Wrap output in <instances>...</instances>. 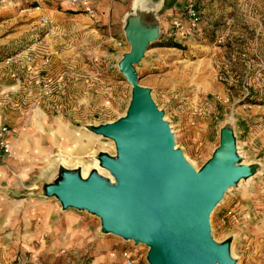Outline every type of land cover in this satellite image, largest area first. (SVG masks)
Returning <instances> with one entry per match:
<instances>
[{"label":"rangeland","instance_id":"rangeland-1","mask_svg":"<svg viewBox=\"0 0 264 264\" xmlns=\"http://www.w3.org/2000/svg\"><path fill=\"white\" fill-rule=\"evenodd\" d=\"M6 3L0 1V12L7 8ZM194 4L200 12L202 36L196 39L199 48L190 47V88L177 91L182 92L183 106L171 107L169 100L166 108L160 106L159 110L164 113V121L172 131L175 148L196 171L218 146L220 131L227 125H234L239 164L249 166L252 174L227 190L211 212L210 235L217 244L229 243L230 256L235 264H264V154L261 153L264 150V0H202L200 6ZM245 98L247 101L243 102ZM124 113L125 110L82 114L80 123H75L79 128H74L73 124L70 129L88 134L90 126L114 122ZM73 116L80 114H66L67 121H64L72 124ZM237 119L241 122L236 121L238 129L235 127ZM19 124V128H14L9 158L14 156V146L20 137L42 136L43 140L39 148L32 144L19 149L23 161L18 164L27 168L19 169L17 187L14 183L16 177L6 178L8 186L13 179V188L17 192L13 198L8 192L3 193L5 198L0 207V218L6 222L12 215L13 220L8 225L0 224V237L10 233L18 241L11 264H73L78 257L68 253V246H57L54 252L43 253L42 239L48 240L45 233L39 239L31 240L34 247H29L24 238L28 220L31 216L37 220V214L42 212V208H34L33 204L37 200L50 201L62 211L58 200L47 196L44 187L61 178L62 169L79 174L83 168H87L88 174L97 172L90 167L94 156L114 157V144L109 139L95 137L98 140L91 146L94 156H70L64 150L65 140L56 144L50 142L48 137L53 128H31L25 113ZM252 132L259 136L257 151L242 145ZM259 146L263 148L259 150ZM102 176L109 180L108 176ZM64 211L74 212L87 223L86 244L78 252L80 264H94L96 261L97 264H123L125 250L135 253L136 264H148V248L144 245L105 233L100 219L86 211L70 208ZM0 258L8 264L2 252Z\"/></svg>","mask_w":264,"mask_h":264},{"label":"crops","instance_id":"crops-1","mask_svg":"<svg viewBox=\"0 0 264 264\" xmlns=\"http://www.w3.org/2000/svg\"><path fill=\"white\" fill-rule=\"evenodd\" d=\"M0 1L7 2V8L0 12V121L8 126L11 144L14 128L20 127L24 113L31 128L51 127L54 131L60 123L67 131H75L70 128L73 124L79 128L75 123H80L82 114L126 110L131 89L123 80L118 63L130 50L125 29L132 20L137 27L158 32L157 40L148 46L135 66L139 84L150 91L158 108H166L169 100L171 107L184 105L182 92L177 91L190 88V47L199 48L195 43L202 32L199 25L190 31L181 16L188 4L200 6L202 0H142L137 11L133 8L135 0H91L86 4H72L70 0ZM42 18L46 19L45 24ZM178 23L180 28L174 26ZM166 43L176 47L163 45ZM66 114L80 116H73L72 124L68 125ZM236 121L240 122L235 120V125ZM231 128L234 130V125ZM51 133L48 138L52 144L62 139L67 147L66 138L52 139ZM257 137L250 133L242 145L257 151ZM80 139L89 148L98 140L83 133ZM42 140V136L20 137L19 145L14 146V156L0 160V207L4 192L10 198L17 192L13 179L8 186L6 178L16 177L17 187L19 169L27 168L18 164L23 161L19 149L32 144L39 148ZM75 141L79 142L74 139L72 143ZM262 148L259 146V150ZM35 206L42 208V212L37 214V220L32 216L28 220L24 238L29 247H34L31 240L45 233L48 240L42 239L43 253L54 252L57 246H68V253L78 257L73 264H80L78 252L89 233L85 220L74 212L61 211L50 201L37 200ZM12 220V215L6 222L1 217L0 224L8 225ZM15 238L10 233L0 237V252L7 257L8 264L15 258L18 242Z\"/></svg>","mask_w":264,"mask_h":264},{"label":"water","instance_id":"water-1","mask_svg":"<svg viewBox=\"0 0 264 264\" xmlns=\"http://www.w3.org/2000/svg\"><path fill=\"white\" fill-rule=\"evenodd\" d=\"M133 22L125 29L130 50L118 63L131 89L128 107L116 121L89 127L114 144V157L97 158L114 183L94 171L83 179L62 169L61 178L46 185L45 193L55 197L62 210L96 216L105 233L147 247L148 264H235L229 243L211 238L209 217L227 190L251 176V168L239 164L229 125L198 171L185 161L164 113L135 72L158 32Z\"/></svg>","mask_w":264,"mask_h":264},{"label":"built area","instance_id":"built-area-1","mask_svg":"<svg viewBox=\"0 0 264 264\" xmlns=\"http://www.w3.org/2000/svg\"><path fill=\"white\" fill-rule=\"evenodd\" d=\"M72 4L76 3H88L91 0H70ZM88 12H91L90 10H87ZM181 19L188 24L190 27V31L193 30L196 26L200 24L201 21V16L200 12L198 11L197 7L195 6L194 3H190L186 6L184 9ZM42 23H46V19L42 18ZM176 28H180V24H175L174 25ZM120 45V44H119ZM39 84L42 85L41 82ZM45 89V86H43ZM9 136V129L8 126L0 121V160L4 158H9L12 154V144L8 140ZM64 253V251L62 252ZM122 258H123V264H136L137 259L136 255L134 252L130 250H125L122 253ZM0 264H7L5 260L0 258Z\"/></svg>","mask_w":264,"mask_h":264},{"label":"bare ground","instance_id":"bare-ground-1","mask_svg":"<svg viewBox=\"0 0 264 264\" xmlns=\"http://www.w3.org/2000/svg\"><path fill=\"white\" fill-rule=\"evenodd\" d=\"M141 3H142V0H135L134 1L133 8L135 9V11H137V8ZM82 133L83 132L81 130H78V129L75 131L74 130H68L67 131L64 126H62L60 123H58L56 129L51 133V135H52L51 137H52V139H58L60 136L66 138L67 147H65L64 150L70 156H72V155H74V156L93 155L94 151L92 148H89L86 145L80 143V141H81L80 137H81ZM87 133L91 136L96 137V138H101L100 136L94 135L91 131H88ZM74 139H78L79 142L75 143V144L72 143V141ZM16 144L19 145V142H17ZM113 151H114V149H113ZM90 167L95 169L100 176H102V175L108 176L110 179V182L114 183V180L110 177L108 172L99 166V160L96 158V156H94V158L90 164ZM87 176H88L87 168H83L81 171V178L85 179V178H87ZM255 229L257 230L258 228L256 227ZM94 264H97V261L94 262Z\"/></svg>","mask_w":264,"mask_h":264},{"label":"trees","instance_id":"trees-1","mask_svg":"<svg viewBox=\"0 0 264 264\" xmlns=\"http://www.w3.org/2000/svg\"><path fill=\"white\" fill-rule=\"evenodd\" d=\"M163 45H166L167 47H176V46H172L173 44H163ZM165 46V47H166ZM247 101L246 98L243 100V102ZM247 103V102H246Z\"/></svg>","mask_w":264,"mask_h":264}]
</instances>
